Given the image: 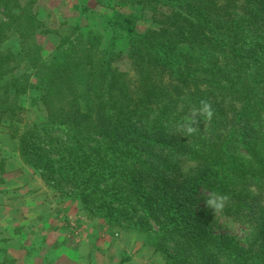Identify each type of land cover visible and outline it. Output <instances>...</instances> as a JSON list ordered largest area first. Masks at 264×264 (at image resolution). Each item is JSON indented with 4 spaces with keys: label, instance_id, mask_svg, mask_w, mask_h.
<instances>
[{
    "label": "trees",
    "instance_id": "16d2710c",
    "mask_svg": "<svg viewBox=\"0 0 264 264\" xmlns=\"http://www.w3.org/2000/svg\"><path fill=\"white\" fill-rule=\"evenodd\" d=\"M40 3L0 0V134L20 162L110 231L136 227L159 264H264V0H114L107 37L52 29ZM30 91L35 120L20 102ZM202 101L213 116L187 134ZM200 190L227 195L223 210L195 212ZM217 217L252 239L216 233Z\"/></svg>",
    "mask_w": 264,
    "mask_h": 264
},
{
    "label": "rangeland",
    "instance_id": "374dc122",
    "mask_svg": "<svg viewBox=\"0 0 264 264\" xmlns=\"http://www.w3.org/2000/svg\"><path fill=\"white\" fill-rule=\"evenodd\" d=\"M100 1L97 3L94 0H41L42 9L40 8L38 16L49 27L57 28L61 32L64 30L66 33L68 27L76 24H87L101 30L107 37L108 29L101 13L115 4L114 0ZM86 2L90 12L84 14V18L87 15V19L84 20L82 5ZM117 9L124 14L136 15L139 18L137 24L139 31L150 27L149 19L141 17L138 8ZM37 40L42 47L43 57L47 59L57 43V37L53 34L39 35ZM126 47L127 40L117 43L118 49L124 50ZM20 73L21 71H18L15 74ZM33 97L35 94L30 91L20 99L21 104L27 109L29 120H35L40 115L31 106ZM1 160L3 162L0 167V260L6 255L8 259H11L17 251L23 258L24 251H19L15 245L12 247L13 245L5 237L15 225H18L22 217L19 211L25 210L28 203L38 202L41 206H45L44 208L51 207L52 211L54 208L58 211L50 216L43 212L45 211L43 208L38 213L36 221L38 216L42 215L43 220L39 221L42 222L41 226L55 224L56 229L62 228L63 233H61L67 244L63 246L61 253L46 258L45 263L25 255L27 258L24 256L20 264H120L122 259H126L124 264L160 263V254L154 253L150 247L144 245V233L139 232L134 226H126L124 230L118 227L111 229L112 231L107 229L106 222L94 213H89L78 200L69 195L59 194L51 185H46L31 168L24 166L14 151L13 144L2 134H0ZM1 171L4 172L1 173ZM205 196L207 193L200 190L194 205L195 212L203 208L202 198ZM4 217H6L5 220ZM217 219L216 233L232 237L242 245H246L252 239L253 230L250 224L218 217ZM32 223L34 222H29L30 225ZM28 249L26 248L25 252Z\"/></svg>",
    "mask_w": 264,
    "mask_h": 264
},
{
    "label": "crops",
    "instance_id": "0c3cea01",
    "mask_svg": "<svg viewBox=\"0 0 264 264\" xmlns=\"http://www.w3.org/2000/svg\"><path fill=\"white\" fill-rule=\"evenodd\" d=\"M2 179H4L3 175ZM39 202L42 203L41 201ZM34 203L35 204H26L28 207L25 210L19 211L22 214V217L21 219H19L18 225H15L13 230L7 233L5 237V239L9 240L10 244L13 245L12 247H14L15 245L19 249V251H24L23 258L22 254L18 251L16 252L14 257L11 258L13 259L15 264L22 263V260H24L25 255H29L28 258L32 257V259L35 258L38 261H41V263H45L46 258L53 257L56 254L61 253L63 246L67 244L64 240V235H62V228L61 230H58V228L56 229L55 224L53 223V225H46L45 227L41 226L42 222L39 221L43 220V218L41 217L42 215H39L38 221H36L38 213L45 206H41V204H39L38 202ZM43 204H45V202H43ZM33 206L39 207L34 208ZM44 209L45 211L43 212L45 214H49L50 216L58 211L55 208L52 211L51 207ZM5 218L6 217H4V220ZM29 222L34 223L30 225ZM26 248L29 249L25 252ZM4 257L8 258L7 255ZM4 257H2V260ZM25 257L27 258V256ZM2 260H0V262Z\"/></svg>",
    "mask_w": 264,
    "mask_h": 264
},
{
    "label": "clouds",
    "instance_id": "9594fccd",
    "mask_svg": "<svg viewBox=\"0 0 264 264\" xmlns=\"http://www.w3.org/2000/svg\"><path fill=\"white\" fill-rule=\"evenodd\" d=\"M197 114L204 117L205 119L210 120L213 116V111L210 104L202 101L199 109L194 111L193 119L191 120V122L185 123V125L182 126L183 130L187 134H192L196 131V128L192 125L195 124V116ZM227 200V195H222L217 192H209L207 194V198L204 200V204L208 209L212 210L213 213H217L223 210Z\"/></svg>",
    "mask_w": 264,
    "mask_h": 264
}]
</instances>
